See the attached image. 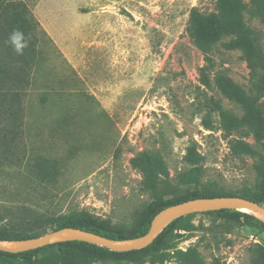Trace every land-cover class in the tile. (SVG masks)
I'll list each match as a JSON object with an SVG mask.
<instances>
[{"label": "rangeland", "instance_id": "374dc122", "mask_svg": "<svg viewBox=\"0 0 264 264\" xmlns=\"http://www.w3.org/2000/svg\"><path fill=\"white\" fill-rule=\"evenodd\" d=\"M23 1L46 34L39 32L28 50L35 63L23 124L0 115V226L33 207L85 209L128 230L155 199L166 201L189 186L183 174L196 166L205 168L204 181L226 191L261 189L264 14L244 12L257 35L253 47L259 46L251 63L242 49L224 46L229 38L215 44L208 61L186 26L192 7L211 11L215 0ZM206 64L231 78L241 98L214 82L201 85ZM209 122L217 130L207 129ZM189 147L194 161L186 158ZM144 149L165 162L167 173L155 184L132 163ZM42 158L55 175L37 174ZM189 214L192 226L177 228L170 247L157 255L141 263L109 257L92 264H264V230L243 218ZM40 258L59 264L53 249L35 261ZM0 264L28 263L4 256Z\"/></svg>", "mask_w": 264, "mask_h": 264}, {"label": "trees", "instance_id": "16d2710c", "mask_svg": "<svg viewBox=\"0 0 264 264\" xmlns=\"http://www.w3.org/2000/svg\"><path fill=\"white\" fill-rule=\"evenodd\" d=\"M251 3L253 7L249 8L244 0H215V8L211 11H204L198 6L192 7L186 26V34L191 42L206 54L208 61H211L209 52L223 38H229L224 43L226 48L242 49L249 62L253 61L256 50L259 49V46L253 47V42L258 43L257 35L255 29L245 22L244 12L249 9L251 16L263 15L264 0H251ZM13 29H20L28 38V47L24 49L22 55H17L11 45L7 43L9 34ZM39 32L46 34L25 1L0 0V115L13 119L18 127L23 124V100L27 88L31 84V75L35 63L33 53L28 52V50H32ZM33 49L35 50V47ZM253 65L257 67L258 61ZM212 82L216 83L222 93H226L232 98L240 99L244 94L231 78L222 75L220 72H212V69L206 64L200 68L199 83L209 87ZM249 124L254 125V123ZM205 127L215 130L211 122L206 123ZM256 138L258 141L260 140V137L256 136ZM238 142L245 147V151L248 153L254 152L252 145L248 142L243 140ZM191 150L189 147L186 158L189 161H194ZM132 163L139 168L150 184H155L156 177L160 174L167 173L163 157L148 149H144L136 155L132 159ZM35 168L37 174L43 177H51L55 175L56 171L49 159L46 158L40 159ZM257 170L262 179L261 189L259 191L244 189L240 193H234L218 188L214 180L204 181L205 168L196 166L192 171L183 174V184L189 186L192 184L193 187L186 186L166 201L161 198L155 199L141 212L138 220L128 230L116 227L109 220L85 209L56 212L48 209L41 211L33 207H22L17 222L8 227L0 226V240H26L63 227L81 228L110 239L122 240L147 233L154 216L160 210L189 199L240 195L264 204V163L259 165ZM202 212L220 214L233 221L243 218L252 226L264 230V222L248 212L235 209ZM189 216L190 214H187L174 219L165 226L151 244L130 251L118 252L84 240L72 239L52 242L17 253L0 250V258L4 256L21 257L28 264H46L41 258L40 261H35V259L39 253L53 249L59 264H92L94 261L109 257L124 258L135 263H141L147 257L157 255L163 247H170L172 235L177 228L188 229L191 227ZM51 263V261L47 262V264Z\"/></svg>", "mask_w": 264, "mask_h": 264}, {"label": "water", "instance_id": "95a60500", "mask_svg": "<svg viewBox=\"0 0 264 264\" xmlns=\"http://www.w3.org/2000/svg\"><path fill=\"white\" fill-rule=\"evenodd\" d=\"M214 129L217 130V127L215 126ZM218 209H235L244 212H247L245 209H255L264 214V204L244 197H198L163 208L154 216L149 231L137 237L115 240L85 229L76 227H63L49 231L41 236L26 240H17L14 242L11 240H5L11 242L12 244H0V250L17 253L35 249L56 241L79 239L107 247L114 251L125 252L148 246L154 241V239L160 234L167 224L180 216L195 211Z\"/></svg>", "mask_w": 264, "mask_h": 264}, {"label": "clouds", "instance_id": "9594fccd", "mask_svg": "<svg viewBox=\"0 0 264 264\" xmlns=\"http://www.w3.org/2000/svg\"><path fill=\"white\" fill-rule=\"evenodd\" d=\"M7 43L11 45L17 55H22L24 49L28 47V38L20 29H13L9 34Z\"/></svg>", "mask_w": 264, "mask_h": 264}, {"label": "bare ground", "instance_id": "6f19581e", "mask_svg": "<svg viewBox=\"0 0 264 264\" xmlns=\"http://www.w3.org/2000/svg\"><path fill=\"white\" fill-rule=\"evenodd\" d=\"M245 211H247L248 213H251L253 215H255L256 217H258L259 219H261L262 221H264V214L258 210H255V209H245ZM0 244L2 245H10L12 244L11 242L9 241H0Z\"/></svg>", "mask_w": 264, "mask_h": 264}]
</instances>
